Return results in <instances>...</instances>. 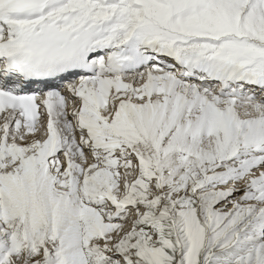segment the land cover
Wrapping results in <instances>:
<instances>
[{
  "label": "snow or ice",
  "instance_id": "snow-or-ice-1",
  "mask_svg": "<svg viewBox=\"0 0 264 264\" xmlns=\"http://www.w3.org/2000/svg\"><path fill=\"white\" fill-rule=\"evenodd\" d=\"M0 264H264V0H0Z\"/></svg>",
  "mask_w": 264,
  "mask_h": 264
}]
</instances>
